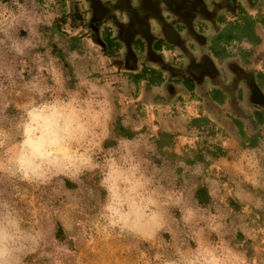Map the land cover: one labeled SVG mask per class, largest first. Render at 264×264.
<instances>
[{"label":"clouds","instance_id":"obj_1","mask_svg":"<svg viewBox=\"0 0 264 264\" xmlns=\"http://www.w3.org/2000/svg\"><path fill=\"white\" fill-rule=\"evenodd\" d=\"M13 4L19 13L0 12V264H26L28 257L40 264H81L80 242L92 232L133 241L128 250L159 241L154 259L160 264H256L247 250L234 251L224 238L238 231L259 251L264 228L252 217L264 213V189L256 185L249 190L237 182L235 196L242 209L228 222L229 213L218 205L202 207L177 189L174 168L157 167L146 158L152 150L150 137L123 139L98 159L109 139V86L90 79L92 73L81 66L76 74L82 91L66 92L70 77L58 58L49 55L47 38L25 6L19 0ZM54 20L48 11L39 18L48 27ZM184 167L193 176L204 172L201 163ZM97 170L96 186L83 185L80 177ZM64 179L77 189L67 190ZM20 185L50 189V200L64 199L59 207H43L40 218L26 227L17 200ZM210 186L214 203L220 201L219 181L211 180ZM172 209L180 212L179 218ZM58 230L63 239L57 238ZM164 233L177 242L175 258L166 256L170 245ZM213 234L219 246L212 245Z\"/></svg>","mask_w":264,"mask_h":264},{"label":"rangeland","instance_id":"obj_2","mask_svg":"<svg viewBox=\"0 0 264 264\" xmlns=\"http://www.w3.org/2000/svg\"><path fill=\"white\" fill-rule=\"evenodd\" d=\"M63 1L65 0H61V3ZM19 3L25 6L28 17L36 23L38 30L47 38L49 55L58 58V62L66 70L65 75L70 77L65 85L66 92L80 90L76 70L81 66L92 73L90 79H99L109 86L113 105L108 123L109 139L102 144L104 151L99 154L98 159H102L105 152L115 148L123 139H132L140 134L150 137L147 142L152 146V150L147 152L146 158L157 167L174 168L177 177L175 187L183 190L185 196L193 203H198L194 198L195 191L198 188H204L210 201L202 207L215 208V205H218L225 213H229L228 222L234 220L236 214L242 209V205L235 196L237 182H242L243 186L249 190H254L256 185L264 189V140H260L253 147L240 145L229 132L230 126L227 125L226 119L229 116L228 106L222 108L225 112L219 118L217 116L219 114L212 107L202 108L199 105L200 102L196 100L199 97L195 94L190 97L185 96L181 100L183 103L178 101L173 108L168 109V95L166 96L161 89L149 92L143 86L137 85L127 76V72L120 71L105 59L93 42L80 40L78 34L81 32L74 36L75 32L69 28V21L66 20L68 17L66 9L60 8L59 0H27V2L19 0ZM5 8L19 13L13 0H0V12ZM45 11L51 12L55 17L52 27L39 22V18ZM29 18L23 20L26 26ZM64 22L67 24L64 25ZM19 35L23 37L27 33L20 31ZM34 51L43 52L44 48H36ZM57 51L59 54H56ZM66 92L60 95L63 96ZM155 92H159L161 97L155 95ZM240 100L243 103L239 106L244 107L245 99ZM194 118H203V121L192 123ZM118 126L125 130L123 135L126 136L119 134ZM165 133L172 135V138H163L161 142L164 147L158 149L156 141ZM217 147L223 149V157L215 156L214 150ZM198 154L203 157L202 161L190 163L186 161L196 158ZM196 163L204 165V172L200 176H193L191 171L184 167V165L194 166ZM80 180L86 187L94 188L99 180V170L95 175L85 173ZM211 180H217L221 185V200L215 203L211 197ZM64 186L67 190L73 191L78 187L67 179H64ZM260 194L264 195V191ZM50 195V189L41 192L26 185H20L17 200L18 206L23 209L22 215L25 217L26 227L40 218L43 207L60 206V201L64 197L50 200ZM172 211L179 218L180 212L176 209ZM252 219L255 220L256 225L264 228V213H257ZM56 235L59 239L65 236L63 230L59 236L57 231ZM89 239L91 243H88ZM163 239L170 245L166 250V256L175 258L177 256L176 240L168 233L163 234ZM224 239L230 241L234 251L247 250L249 257H255L256 264H264V244L258 241L259 251H256L252 241H245L238 231ZM133 243L128 239L105 238L103 235L92 232L90 237H85L80 242L81 264H160L154 259L156 253L160 251L157 248L159 241L151 244L141 243L139 248L128 250ZM204 243L207 245L209 242ZM211 243L213 246H219L221 242L213 234ZM192 247L195 248L196 244L192 243ZM26 264H40V261H37L35 257H28Z\"/></svg>","mask_w":264,"mask_h":264},{"label":"flooded vegetation","instance_id":"obj_3","mask_svg":"<svg viewBox=\"0 0 264 264\" xmlns=\"http://www.w3.org/2000/svg\"><path fill=\"white\" fill-rule=\"evenodd\" d=\"M59 6L73 35L81 32L78 37L93 42L130 79L149 61L157 64L152 80L132 79L137 85L161 89L169 98L181 80L219 118L228 106L227 125L236 140L239 125L248 136L261 132L258 140H264V0H59ZM163 52L174 54V65ZM157 81L161 87L152 84Z\"/></svg>","mask_w":264,"mask_h":264},{"label":"trees","instance_id":"obj_4","mask_svg":"<svg viewBox=\"0 0 264 264\" xmlns=\"http://www.w3.org/2000/svg\"><path fill=\"white\" fill-rule=\"evenodd\" d=\"M52 50H54V49H52ZM56 54H59V51H57ZM135 81L137 82L138 79H135ZM190 89L192 90V88H190ZM202 121H203V118L192 119V123H200ZM118 132L121 136H126V135H123V132H125V130L123 128H120L119 126H118ZM235 133H236L235 136L237 137L239 144L242 146H247V147L256 146L259 142L257 135L261 134V132H256V133L254 132V134L252 136L251 135L248 136L246 134L244 128L240 125L236 126V132ZM163 138L171 139L172 135L166 134V133L160 135L156 141L158 149H162L164 147L163 142H161L163 140ZM223 152H224L223 149L219 148V147L215 148V150H214V154L216 157H223L224 156ZM202 159H203V157L198 154V155H196V158H193L192 160H186V161H188L190 163L191 161H193V162L202 161ZM194 198L197 200V202L200 206L206 205L210 201L209 195L207 194L206 190L202 187L198 188L195 191ZM61 231L62 230H58V236H59Z\"/></svg>","mask_w":264,"mask_h":264},{"label":"crops","instance_id":"obj_5","mask_svg":"<svg viewBox=\"0 0 264 264\" xmlns=\"http://www.w3.org/2000/svg\"><path fill=\"white\" fill-rule=\"evenodd\" d=\"M81 40H86L87 41V39H85V38L81 39ZM174 45H175V43L170 42L168 48L172 49V48L175 47ZM220 45H222L220 42L215 43V46H219L220 47ZM111 46H114V44H111ZM154 46L159 50L158 43L154 44ZM246 48H247V45H245V49ZM155 53L160 54V51H155ZM163 54H165V57L168 60H170V62L168 61V63L170 65H172V64L174 65V63L172 62L173 61L172 56H174V54L173 53H169V52H163ZM177 64L179 65L180 63H177ZM157 70H158L157 69V64L152 62V61H149L148 62V66L144 67L143 73H141L139 75L132 76V79L133 78L134 79H138V78L139 79H145L146 78L148 80H152L151 74H152V72L157 71ZM148 72H149V74H148ZM155 73L158 74L157 72H155ZM174 83L175 84L174 85L172 84V85L174 86V88L176 87L178 90H177V92L173 91V92L170 93V96L168 98V109L173 108L174 105H176L178 103V101L182 102L181 100H183L182 98H184L185 96H194L195 94L198 95L197 91H193L192 92V91H188L186 88H183L182 87L183 84H182L181 80L180 81L175 80ZM152 84H154L156 87H161L160 81L154 82ZM189 86L193 87V84H190ZM196 100L198 101L197 98H196Z\"/></svg>","mask_w":264,"mask_h":264}]
</instances>
